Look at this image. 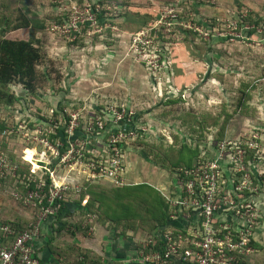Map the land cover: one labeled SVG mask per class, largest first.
Returning a JSON list of instances; mask_svg holds the SVG:
<instances>
[{
	"label": "rangeland",
	"instance_id": "obj_1",
	"mask_svg": "<svg viewBox=\"0 0 264 264\" xmlns=\"http://www.w3.org/2000/svg\"><path fill=\"white\" fill-rule=\"evenodd\" d=\"M252 3L227 0L218 12L217 0H0V36L37 39L42 53L35 93L14 110L0 104V121L14 129L2 147L19 166L27 167L24 154L37 165L33 150L23 148L19 124L30 122L27 107L50 116L62 96L57 120L133 109L142 116L135 136L125 139L126 184L163 188L182 132L192 133L196 118L215 117L219 125L226 121L224 139L232 146L254 143L245 150L244 172L264 192V0ZM94 6L96 23L88 14ZM21 10L40 28L14 30ZM109 140H93L87 159L107 155ZM106 182L97 184L115 186ZM260 205L264 210V197ZM83 215L76 219L86 231ZM261 219L263 225L264 213ZM256 244L255 264H264V227Z\"/></svg>",
	"mask_w": 264,
	"mask_h": 264
},
{
	"label": "built area",
	"instance_id": "obj_2",
	"mask_svg": "<svg viewBox=\"0 0 264 264\" xmlns=\"http://www.w3.org/2000/svg\"><path fill=\"white\" fill-rule=\"evenodd\" d=\"M96 13L97 9L88 10L93 23L98 16L91 15ZM54 111L52 108L50 116H45L48 123L39 121L29 126L23 120L19 124L24 148L33 150L37 165L27 160L22 151L24 162L30 164V173L24 178L27 189L3 186L2 192L31 213L32 222L23 230L0 222V233L10 239L7 245L0 243V264H40L35 246L43 224L59 214L70 193L78 195L87 183L99 181L115 186L126 184L123 151L128 146L126 137H134L139 126L132 122L136 111L109 108L105 117L90 115L87 120L77 112L68 114V123L64 122L65 117L57 120ZM58 129L64 132L59 134ZM13 132L8 128L0 133V186L1 179L15 176L19 170V163L2 147L1 137ZM104 137L110 139L109 153L99 160L87 159L85 149L91 147L93 140ZM253 144L243 146L239 142L232 146L231 141L224 139L217 148L211 147L214 154L206 150L201 156L203 161L174 172L172 194L164 196L172 209L171 221L186 218L188 224H172L143 239L148 248L143 255L146 261L172 264L179 257L188 264H253L257 252L254 242L264 213L261 197L258 199L262 192L250 180V174L244 172L245 150ZM31 184L34 186L28 187ZM88 217L89 222L95 219L90 213Z\"/></svg>",
	"mask_w": 264,
	"mask_h": 264
},
{
	"label": "trees",
	"instance_id": "obj_3",
	"mask_svg": "<svg viewBox=\"0 0 264 264\" xmlns=\"http://www.w3.org/2000/svg\"><path fill=\"white\" fill-rule=\"evenodd\" d=\"M93 9L95 11L96 6H94ZM99 18L102 19L103 15H100ZM34 21L35 20H33L31 16H27L21 10L13 29L40 28V25H37ZM40 23L43 25L42 22ZM38 43L39 41L37 39H21L8 36L7 34L0 36V104L6 108H12L13 110L17 109L15 107L16 104L24 101L26 98L19 96L13 87L21 85L30 93H35L37 89V83L40 77L38 66L42 59V53ZM63 97L64 96H62L61 99H55L56 105L53 106L55 110L53 113L54 117L60 114L61 103L66 102L65 99L62 100ZM35 111L36 112H33L30 107H27L26 116H28L29 120H32V122H29L31 126L39 121L44 123L49 122V119L45 117L44 114H41V112L37 110ZM141 116L142 112L136 113L134 119L135 123H139V118ZM219 121V118L213 117V120L204 123L202 120L196 118L194 124L188 127L191 129L192 133L187 135L182 132L183 146L177 151L171 149V151H173L172 156H174L167 168L172 176L179 168L192 167L195 163L203 161L204 159H202L201 156L203 152H206L209 148V144L215 148L218 147L219 142L226 136V121L220 125ZM64 122L68 123V119H64ZM5 129H8L7 124L0 121V133ZM108 129H110V127ZM58 132L60 134L64 132V130L58 129ZM106 135L107 134H105V137H107ZM209 136L213 138L210 139ZM105 137L103 139H106ZM1 138L2 140L4 139V137ZM177 139H179L178 136H176V140ZM188 139H190L191 142H188ZM24 146L25 144H23V148ZM126 147L130 148L129 146ZM12 159H14V157ZM28 165L30 164L27 163L26 168L24 164L20 165L17 175H9L1 179L0 189L2 190L3 186H8L11 190L25 191L27 187L24 178L30 173ZM262 172L264 173V170H262ZM33 186L34 184H31L28 187ZM262 195H264V192H262ZM76 196L78 198H76L75 201L78 204H82L86 198L88 199L87 202L84 203L83 211L81 212L84 214L83 216L85 218L89 212L97 216V219H93L86 225V231L87 228L89 229L98 222L110 220L117 225V229L120 228L118 226H121L123 233H126V230L129 229L138 230L140 234L142 232H147L144 237L146 240L153 235V230L164 229L168 227L171 222L172 209L170 203L159 189L147 183L124 184L112 187L97 183H87L80 194L76 195L75 193H70L68 201L62 203L63 206L57 215L61 223L65 224L63 218L66 217V206L71 204L69 203L72 202L70 199ZM139 219L141 220L139 221ZM260 221H263V219ZM31 222L32 218L29 216L25 218L18 216L14 220L7 221V223H11L18 230L27 228ZM64 226L60 227V229H64ZM74 226L78 229L82 228L80 224H75ZM262 227H264V224ZM256 243L257 241L254 242V246L257 249L258 244ZM143 248L146 247L143 246ZM146 250H148V248H146ZM79 254L82 255L80 264H87L89 260L94 261L97 258L93 257L92 259L90 257L92 254L90 250L81 251ZM95 261L99 263L98 259Z\"/></svg>",
	"mask_w": 264,
	"mask_h": 264
},
{
	"label": "crops",
	"instance_id": "obj_4",
	"mask_svg": "<svg viewBox=\"0 0 264 264\" xmlns=\"http://www.w3.org/2000/svg\"><path fill=\"white\" fill-rule=\"evenodd\" d=\"M256 0H244V3L253 6L252 2ZM220 12L224 9L227 0H217ZM172 180L168 186L159 189L163 195L170 196L172 194ZM109 184V182H106ZM76 197L71 198V204H68L65 209L66 217L63 218L61 223L58 217H50L44 222L42 234L36 241V254L40 259V264H80L82 255L81 251L90 250L92 252L91 258L97 257L95 260H89L87 264H156L148 262L143 257L146 248H143V239L147 232L141 234L135 230H126L123 233L122 227L116 228L117 225L106 220L105 222H98L87 231L79 230L75 224H79L77 219L79 214L83 211L84 203H76ZM67 204V203H66ZM89 213H87L88 215ZM32 217V214L24 210L20 205L11 199L8 195L4 194L0 189V222H7L14 220L16 217ZM88 221V220H87ZM185 227L188 224L186 218L182 220L171 221L170 225ZM65 225V226H64ZM64 226V229L60 227ZM84 227H86L84 225ZM167 228V227H165ZM164 228V229H165ZM162 229L153 230V234ZM0 243L9 244L10 239L4 238L0 233ZM146 247V246H145ZM255 257V256H254ZM172 264H188L182 258L176 257L173 259ZM255 264V258H253Z\"/></svg>",
	"mask_w": 264,
	"mask_h": 264
},
{
	"label": "water",
	"instance_id": "obj_5",
	"mask_svg": "<svg viewBox=\"0 0 264 264\" xmlns=\"http://www.w3.org/2000/svg\"><path fill=\"white\" fill-rule=\"evenodd\" d=\"M17 92L19 96L23 97V96H26L28 91L25 88H19L17 89Z\"/></svg>",
	"mask_w": 264,
	"mask_h": 264
},
{
	"label": "bare ground",
	"instance_id": "obj_6",
	"mask_svg": "<svg viewBox=\"0 0 264 264\" xmlns=\"http://www.w3.org/2000/svg\"><path fill=\"white\" fill-rule=\"evenodd\" d=\"M31 161V160H30Z\"/></svg>",
	"mask_w": 264,
	"mask_h": 264
}]
</instances>
